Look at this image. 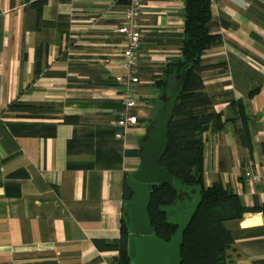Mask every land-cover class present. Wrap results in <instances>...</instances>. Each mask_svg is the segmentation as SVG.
Returning a JSON list of instances; mask_svg holds the SVG:
<instances>
[{
    "label": "crops",
    "instance_id": "1",
    "mask_svg": "<svg viewBox=\"0 0 264 264\" xmlns=\"http://www.w3.org/2000/svg\"><path fill=\"white\" fill-rule=\"evenodd\" d=\"M33 1L0 0V264H114L117 251L95 240L119 237L124 176L138 167L139 143L165 99L171 77L163 70L179 56L184 0H142L131 109L138 126L124 138L115 136L124 1L46 0L40 16ZM216 1L213 32L222 41L201 56L203 84L213 108L232 119L207 136L205 183L262 204L264 183L243 172L264 167V0ZM232 102L243 105L246 143ZM65 115L80 119L65 123ZM19 169L26 175L13 176ZM225 225L234 237L226 264H264V213Z\"/></svg>",
    "mask_w": 264,
    "mask_h": 264
},
{
    "label": "trees",
    "instance_id": "2",
    "mask_svg": "<svg viewBox=\"0 0 264 264\" xmlns=\"http://www.w3.org/2000/svg\"><path fill=\"white\" fill-rule=\"evenodd\" d=\"M46 0H36L32 4L40 9ZM38 16V17H39ZM221 25L228 26L221 21ZM216 23L212 17L210 0H184V29L179 56L167 63L163 72L171 80L165 84V99L173 87L182 80V86L173 107V114L167 126V142L160 157L159 164L165 167L174 179L183 185H200L201 200L186 227L182 229L181 243L178 246L181 257L180 264H226L225 253L233 242V234L226 227L227 221L241 219L242 215L251 211L264 213V202L252 206L244 205L239 196L221 182L213 181L207 185L204 177L203 149L209 133L220 131L231 117H224L221 110L213 108L212 101L203 84L202 54L205 50L217 46L222 35L213 32ZM257 90L249 92L252 96ZM164 99V100H165ZM163 102L160 104V106ZM236 106L237 118H242V127L236 129L237 139L247 142L246 124L243 105L232 102ZM156 115V114H155ZM155 118V117H154ZM77 115H65V123H78ZM246 140V141H245ZM264 146V144H262ZM136 154V150L129 151ZM128 152V153H129ZM13 176H25L19 169ZM126 176L123 183V200L132 195ZM179 191L172 185H158L151 190L148 214L154 233L157 237L168 241L177 226L166 221V214L159 208L173 204ZM128 217L124 209L120 219L119 237L111 241L96 239L99 249L116 250L114 264H130L128 255Z\"/></svg>",
    "mask_w": 264,
    "mask_h": 264
},
{
    "label": "water",
    "instance_id": "3",
    "mask_svg": "<svg viewBox=\"0 0 264 264\" xmlns=\"http://www.w3.org/2000/svg\"><path fill=\"white\" fill-rule=\"evenodd\" d=\"M182 86L173 87L163 104L157 108L154 120L139 143L140 163L129 172L126 181L132 195L124 201L128 217V255L130 264H180L178 246L182 229L186 227L201 200L200 185H183L159 164L167 142V126ZM172 185L179 191L173 204L161 206L166 221L177 226L168 241L156 236L148 214L151 190L158 185Z\"/></svg>",
    "mask_w": 264,
    "mask_h": 264
},
{
    "label": "built area",
    "instance_id": "4",
    "mask_svg": "<svg viewBox=\"0 0 264 264\" xmlns=\"http://www.w3.org/2000/svg\"><path fill=\"white\" fill-rule=\"evenodd\" d=\"M125 3L121 14V22L115 31L123 36L121 60L118 63L122 72L117 76L123 83L122 108L120 109L115 124L122 128L117 132V138H124L130 130L138 126V116L131 109L137 105L136 86L139 83L137 75L138 46L142 31L141 13L144 7L142 0H122ZM234 1V0H233ZM211 6H217L216 0H210ZM247 5V4H246ZM243 176L252 183H264V167L255 165L247 168Z\"/></svg>",
    "mask_w": 264,
    "mask_h": 264
}]
</instances>
